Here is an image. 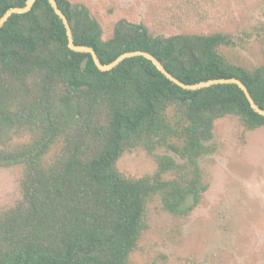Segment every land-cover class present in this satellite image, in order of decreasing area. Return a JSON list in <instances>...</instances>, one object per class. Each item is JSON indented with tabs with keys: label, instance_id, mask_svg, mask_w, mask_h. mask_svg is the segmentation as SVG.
<instances>
[{
	"label": "trees",
	"instance_id": "1",
	"mask_svg": "<svg viewBox=\"0 0 264 264\" xmlns=\"http://www.w3.org/2000/svg\"><path fill=\"white\" fill-rule=\"evenodd\" d=\"M57 1L75 43L94 48L103 63L149 51L188 84L241 79L264 109L263 67L231 61L222 51L234 44L231 35L159 31L122 19L105 38L87 5ZM26 3L0 0V19ZM226 115L248 129L264 126L235 83L184 89L143 56L102 71L90 53L69 46L50 0L14 13L0 28V167L23 166L22 197L0 208V264H131L155 197L169 212L188 215L208 190L199 159L212 151L216 121ZM137 148L155 158L153 175L119 168ZM170 171L174 178L165 177Z\"/></svg>",
	"mask_w": 264,
	"mask_h": 264
},
{
	"label": "rangeland",
	"instance_id": "2",
	"mask_svg": "<svg viewBox=\"0 0 264 264\" xmlns=\"http://www.w3.org/2000/svg\"><path fill=\"white\" fill-rule=\"evenodd\" d=\"M73 1L89 7L105 38L122 19L144 21L159 31L224 32L234 42L222 48L231 61L264 67V0ZM210 145L212 151L199 159L210 184L199 204L188 215H177L155 197L131 264H264V126L248 129L237 116L226 115L216 121ZM156 152L187 164L166 147ZM118 165L134 177L158 170L144 148L126 152ZM175 176L173 171L165 174ZM22 177V165L0 167V208L13 207L22 197Z\"/></svg>",
	"mask_w": 264,
	"mask_h": 264
},
{
	"label": "water",
	"instance_id": "3",
	"mask_svg": "<svg viewBox=\"0 0 264 264\" xmlns=\"http://www.w3.org/2000/svg\"><path fill=\"white\" fill-rule=\"evenodd\" d=\"M37 0H27V3L25 6H21V7H12L10 8L4 15L3 17L0 19V28L8 21V19L14 14V13H26L28 11H30L34 4L36 3ZM53 8L55 9L56 13L60 16V18L63 20L65 27L67 29V33H68V40H69V46L75 50V51H81V52H88L91 54L95 64L97 65V67L102 70V71H108L113 69L114 67H116L117 65H119L122 61H124L125 59L129 58V57H133V56H143L146 57L148 59H150L151 61H153V63L157 66V68L163 73L165 74L170 80H172L175 84L179 85L180 87L184 88V89H188V90H196L199 88H203V87H208L214 84H219V83H235L237 85L240 86V88L244 91V93L246 94V97L248 98L250 104L252 105V107L260 114L264 115V109L261 108L259 106V104L255 101V99L253 98L251 92L249 91V88L247 87V85L239 78H217V79H210L207 81H202L199 83H194V84H188L186 82H184L183 80L177 78L175 75H173L171 72H169L167 70V68L164 66V64L151 52L149 51H145V50H133V51H128L125 52L123 54H121L120 56H118L115 60H113L110 63H103L101 58L99 57L97 51L87 45H79L75 43V39H74V34H73V30L72 27L70 25L69 19L67 17V15L63 12V10L60 8L59 3L57 0H50ZM187 51H189L190 56L192 57V59L195 61V56L193 54V52L189 49L186 48ZM89 57H87L86 59L83 60L82 62V68H85L87 65V62L89 61ZM262 75L264 77V67L262 69Z\"/></svg>",
	"mask_w": 264,
	"mask_h": 264
}]
</instances>
